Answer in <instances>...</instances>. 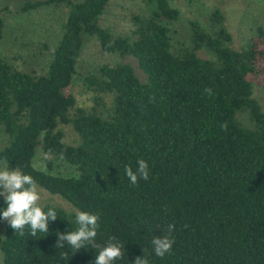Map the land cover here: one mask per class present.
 I'll list each match as a JSON object with an SVG mask.
<instances>
[{
    "label": "trees",
    "instance_id": "trees-1",
    "mask_svg": "<svg viewBox=\"0 0 264 264\" xmlns=\"http://www.w3.org/2000/svg\"><path fill=\"white\" fill-rule=\"evenodd\" d=\"M109 1L21 3L20 13L55 6L66 14L42 74L0 57V128L6 136L0 164L31 175L72 208L98 214L97 243L115 237L125 244L124 259L115 264H134L143 255L150 264H264V110L252 97L253 85L264 89L263 29L256 27L243 47L233 49L224 17L213 8L206 28L189 21L186 39L174 41L169 25L177 9L167 0H142L143 9L129 13V33L113 34L100 24ZM2 30L0 16V37ZM84 35L94 37L103 53L133 59L142 80L128 61L100 65L83 77L91 105L77 106L64 90ZM61 125L75 133L74 144L63 142ZM36 147L75 174L34 168ZM140 159L148 163L149 179L133 185L125 166L135 172ZM41 205L58 215L49 232L32 236L26 227L21 236L6 223L2 264H94L97 250L90 246L75 254L66 242L63 249L54 246L57 232L77 228L75 214ZM6 207L0 196V212ZM169 224L175 225V243L160 258L151 240L166 235Z\"/></svg>",
    "mask_w": 264,
    "mask_h": 264
},
{
    "label": "rangeland",
    "instance_id": "rangeland-1",
    "mask_svg": "<svg viewBox=\"0 0 264 264\" xmlns=\"http://www.w3.org/2000/svg\"><path fill=\"white\" fill-rule=\"evenodd\" d=\"M24 0H0V16L3 30L0 37V57L18 70H33L42 74L51 58V49L60 36L61 24L65 20L66 11L62 7L47 6L38 10L18 12ZM168 4L177 9L178 18L169 25L170 37L174 41L185 40L188 34V22L196 21L203 28L207 27V17L213 8L219 9L224 17L225 29L231 36L229 46L233 49L243 47L248 39L255 34L256 27L264 31V0H167ZM142 0H110L100 16V24L107 27L113 34H128L132 29L130 12H140ZM79 55L76 60L75 73L71 83L64 90L71 94L77 106L89 107L92 103L90 92L83 77L95 72L103 64L113 65L119 61H128L137 78L143 75L131 58L120 59L118 56L103 53L94 37H83ZM252 97L264 110V89L252 86ZM105 106L110 97H105ZM63 142L74 144L76 135L67 125H61ZM6 136L0 128V147L5 143ZM31 165L54 175H74V169L66 162L44 154L39 147L34 149ZM49 163V168L47 167ZM0 167H4L0 164ZM41 193V204H48L62 209L66 214H75V208L59 195L50 194L38 187ZM7 221L0 224V237L3 236ZM0 264L1 255H0Z\"/></svg>",
    "mask_w": 264,
    "mask_h": 264
},
{
    "label": "clouds",
    "instance_id": "clouds-1",
    "mask_svg": "<svg viewBox=\"0 0 264 264\" xmlns=\"http://www.w3.org/2000/svg\"><path fill=\"white\" fill-rule=\"evenodd\" d=\"M204 92L209 96L213 94L211 88L204 89ZM154 100L155 97H150V102H154ZM220 127L227 131V123ZM137 164L138 167L135 172L132 167L125 166V174L133 185H136L140 179L147 181L150 175L149 166L145 160L140 159ZM0 196H3L7 205L0 212V219L7 221L15 233H19L21 236L24 235L26 227L30 229L32 236H36L38 232L48 233L49 221H55L58 217L54 209L44 210V206L40 203L42 197L35 179L31 175L22 173L18 168L9 170L7 167H0ZM99 221L100 216L98 214L76 210L75 223L77 228L67 233L57 232V241L54 246L63 249L64 242H66L72 254L81 248L90 246L97 250L94 264H115L117 260H123L125 244L116 240L115 237H110L103 245L97 243ZM174 231L175 225L169 224L166 235L162 238L154 237L151 240L156 256L163 258L172 252L175 243L172 236ZM145 251L144 249V253ZM68 255V252H64L65 257ZM134 264H150V261L146 255H143L136 257Z\"/></svg>",
    "mask_w": 264,
    "mask_h": 264
}]
</instances>
